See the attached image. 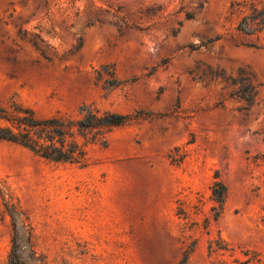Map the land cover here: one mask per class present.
Returning <instances> with one entry per match:
<instances>
[{
  "label": "rangeland",
  "instance_id": "rangeland-1",
  "mask_svg": "<svg viewBox=\"0 0 264 264\" xmlns=\"http://www.w3.org/2000/svg\"><path fill=\"white\" fill-rule=\"evenodd\" d=\"M250 3L0 0V106L133 116L79 163L0 141V264L22 223L43 264H264V35L236 31ZM239 71L259 85L247 110Z\"/></svg>",
  "mask_w": 264,
  "mask_h": 264
},
{
  "label": "trees",
  "instance_id": "trees-1",
  "mask_svg": "<svg viewBox=\"0 0 264 264\" xmlns=\"http://www.w3.org/2000/svg\"><path fill=\"white\" fill-rule=\"evenodd\" d=\"M203 8V3L198 4V11ZM195 14L186 13V19H194ZM236 31L242 36L245 47L258 49L260 34L264 35V7L249 4L248 12L243 15ZM175 35V32H174ZM254 37V39H252ZM192 51L200 46L189 45ZM98 76L102 78L101 73ZM215 78H219L217 73ZM222 78V77H220ZM223 79V78H222ZM229 86L233 88L231 97H236L244 102L247 107L254 104L258 96V84L250 73L238 72L237 78H229ZM110 87L119 84L114 79L105 81ZM79 118L56 114L48 118H39L30 108L21 106L11 101L9 106H0V141L18 144L33 151L43 159L56 163H79L85 159L87 144H104L105 134L112 128L125 125L133 119L132 115H122L113 112L100 113L92 105H82L78 110ZM136 113L134 118H138ZM82 140V142L80 141ZM213 217L216 219L223 209L227 197L225 185L215 180L211 187ZM13 247L9 264H43L42 259L36 255L31 244V232L28 225L22 223L21 231L14 225ZM24 239L23 246H18L17 241Z\"/></svg>",
  "mask_w": 264,
  "mask_h": 264
}]
</instances>
